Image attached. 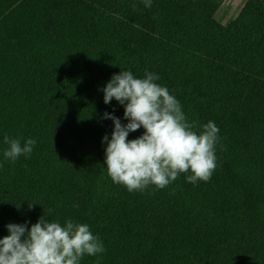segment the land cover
<instances>
[{"label":"trees","instance_id":"1","mask_svg":"<svg viewBox=\"0 0 264 264\" xmlns=\"http://www.w3.org/2000/svg\"><path fill=\"white\" fill-rule=\"evenodd\" d=\"M219 1L0 0V238L45 214L100 239L80 264H264V0L226 25ZM124 70L158 75L197 131L215 123L210 180L113 183L103 114L127 120L102 89ZM5 136L32 153L7 160Z\"/></svg>","mask_w":264,"mask_h":264},{"label":"clouds","instance_id":"2","mask_svg":"<svg viewBox=\"0 0 264 264\" xmlns=\"http://www.w3.org/2000/svg\"><path fill=\"white\" fill-rule=\"evenodd\" d=\"M143 4L151 7V0H143ZM132 7L136 9V5ZM159 79L152 72L138 78L124 70L112 75L102 89L104 103L115 99L124 106L127 120L122 124L111 113L103 114L113 122L111 138L102 137L106 143L104 164L113 183L129 192L149 186L163 189L181 174L192 184L207 182L216 168L218 127L209 121L197 131L175 96L156 82ZM141 127L144 131L139 137L127 139L129 132ZM4 143L8 145L4 157L14 162L21 155L29 156L36 141L27 139L21 145L18 138L5 136ZM46 217H39L30 227L6 225L9 234L0 238V264H80L85 255L105 250L89 225L72 220L62 225Z\"/></svg>","mask_w":264,"mask_h":264},{"label":"rangeland","instance_id":"3","mask_svg":"<svg viewBox=\"0 0 264 264\" xmlns=\"http://www.w3.org/2000/svg\"><path fill=\"white\" fill-rule=\"evenodd\" d=\"M247 0H220L215 10V19L226 25L236 17Z\"/></svg>","mask_w":264,"mask_h":264}]
</instances>
